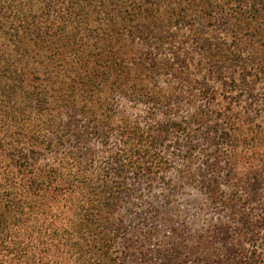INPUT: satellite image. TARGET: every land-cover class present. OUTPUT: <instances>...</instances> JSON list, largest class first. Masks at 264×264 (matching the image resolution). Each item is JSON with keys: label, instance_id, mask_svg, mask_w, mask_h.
Masks as SVG:
<instances>
[{"label": "trees", "instance_id": "obj_1", "mask_svg": "<svg viewBox=\"0 0 264 264\" xmlns=\"http://www.w3.org/2000/svg\"><path fill=\"white\" fill-rule=\"evenodd\" d=\"M0 264H264V0H0Z\"/></svg>", "mask_w": 264, "mask_h": 264}, {"label": "rangeland", "instance_id": "obj_2", "mask_svg": "<svg viewBox=\"0 0 264 264\" xmlns=\"http://www.w3.org/2000/svg\"><path fill=\"white\" fill-rule=\"evenodd\" d=\"M154 195H157V198H153ZM149 197L151 201L157 204L164 201V198L159 192H155L152 195L150 193ZM168 211L170 214L177 216L176 218L183 220L191 228L199 227L212 216V213L207 207L206 200L193 188H186L185 190L177 192L173 196V203L171 209ZM162 214V218H164L166 212L163 211ZM146 227L152 230H160L162 223L152 217Z\"/></svg>", "mask_w": 264, "mask_h": 264}]
</instances>
